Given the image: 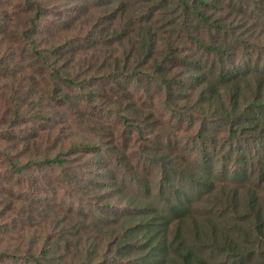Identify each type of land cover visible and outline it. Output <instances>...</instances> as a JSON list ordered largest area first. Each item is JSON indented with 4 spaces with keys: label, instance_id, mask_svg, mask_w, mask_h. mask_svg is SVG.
Returning a JSON list of instances; mask_svg holds the SVG:
<instances>
[{
    "label": "trees",
    "instance_id": "16d2710c",
    "mask_svg": "<svg viewBox=\"0 0 264 264\" xmlns=\"http://www.w3.org/2000/svg\"><path fill=\"white\" fill-rule=\"evenodd\" d=\"M0 169V264H264V0H0Z\"/></svg>",
    "mask_w": 264,
    "mask_h": 264
},
{
    "label": "rangeland",
    "instance_id": "374dc122",
    "mask_svg": "<svg viewBox=\"0 0 264 264\" xmlns=\"http://www.w3.org/2000/svg\"><path fill=\"white\" fill-rule=\"evenodd\" d=\"M2 175H3V171L2 169H0V177H1L0 181L2 179ZM52 175L53 176L50 177V180H52L55 183L57 181V178L55 177V174ZM41 188L45 189V187H41ZM30 189H31L30 187H26L23 184L13 186V188H11L5 183H0V200L4 199L6 200L7 203H13L17 207L20 206L21 204H23V206L25 205L26 207V211L24 214L25 220H21L19 218L17 219L20 225H19V229L16 230L15 232L11 231L10 226L6 228V223H4L0 219V224L4 228V233L2 235L3 237L0 236V238H3L5 240H11V242L14 241L21 242V241L29 240L31 237L34 236V231L35 229L39 228V225L41 226L40 228H42V221L39 220H41L42 218L43 220H45L46 218H44V216L46 213L52 215V212L57 209V206L62 205L64 201L69 202L72 198V195L70 193H67L64 187H59L56 195L53 194L47 195L45 193H42L41 195L35 197L33 196V194L32 195L30 194ZM19 197H21V200ZM22 197L25 198L22 200ZM32 208L34 209V211H36L35 209H37V213H33L31 211ZM112 210H114L116 213H120L123 210V208H120L118 204H114ZM30 216L35 217L34 220L35 224L33 225L34 227H32V229H30V226H28L31 224L27 223V219ZM12 219H15V215H11L10 218L11 222ZM37 222L38 223L40 222L38 226H36L38 224ZM18 264H27V262L25 260L24 261L22 260Z\"/></svg>",
    "mask_w": 264,
    "mask_h": 264
}]
</instances>
